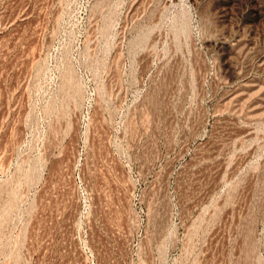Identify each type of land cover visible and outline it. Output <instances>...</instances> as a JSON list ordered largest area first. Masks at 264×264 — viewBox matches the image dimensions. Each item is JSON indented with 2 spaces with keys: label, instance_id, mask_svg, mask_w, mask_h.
I'll list each match as a JSON object with an SVG mask.
<instances>
[{
  "label": "rangeland",
  "instance_id": "rangeland-1",
  "mask_svg": "<svg viewBox=\"0 0 264 264\" xmlns=\"http://www.w3.org/2000/svg\"><path fill=\"white\" fill-rule=\"evenodd\" d=\"M0 264H264V0H0Z\"/></svg>",
  "mask_w": 264,
  "mask_h": 264
}]
</instances>
